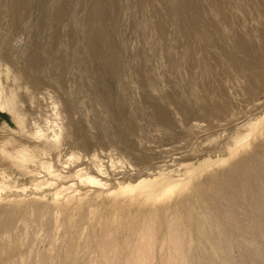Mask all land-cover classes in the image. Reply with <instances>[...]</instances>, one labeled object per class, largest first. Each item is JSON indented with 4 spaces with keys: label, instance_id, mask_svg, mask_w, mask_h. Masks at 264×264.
Returning a JSON list of instances; mask_svg holds the SVG:
<instances>
[{
    "label": "rangeland",
    "instance_id": "1",
    "mask_svg": "<svg viewBox=\"0 0 264 264\" xmlns=\"http://www.w3.org/2000/svg\"><path fill=\"white\" fill-rule=\"evenodd\" d=\"M0 264H264V0H0Z\"/></svg>",
    "mask_w": 264,
    "mask_h": 264
},
{
    "label": "bare ground",
    "instance_id": "2",
    "mask_svg": "<svg viewBox=\"0 0 264 264\" xmlns=\"http://www.w3.org/2000/svg\"><path fill=\"white\" fill-rule=\"evenodd\" d=\"M140 1V0H139ZM134 2V1H133ZM147 2H149V1H147ZM145 3V2H144ZM141 5V4H140ZM196 8H197V6H195ZM179 10L180 9H177L176 10V13H179ZM175 13V14H176ZM199 13V12H198ZM195 15H197V14H195ZM199 15V14H198ZM96 16V15H95ZM195 18V17H194ZM199 18V17H198ZM198 18H196L197 20H198ZM146 19V18H145ZM200 19V18H199ZM178 21H179V19H178ZM195 22V21H194ZM198 22V21H197ZM201 22V21H200ZM178 26H179V28H180V30H183V31H185V30H188L187 29V26H186V23L185 22H183L182 20L180 21V23L178 24ZM198 26V25H197ZM161 28V27H160ZM162 29V28H161ZM189 31V30H188ZM187 31V32H188ZM93 34L95 35V37H98L99 39H104V36H105V34H104V30L102 29V27L98 24V23H96V25L94 26V31H93ZM144 185V184H143Z\"/></svg>",
    "mask_w": 264,
    "mask_h": 264
}]
</instances>
